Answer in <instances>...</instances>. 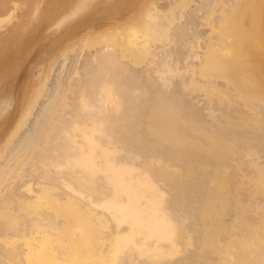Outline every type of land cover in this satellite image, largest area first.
<instances>
[{
    "label": "bare ground",
    "instance_id": "1",
    "mask_svg": "<svg viewBox=\"0 0 264 264\" xmlns=\"http://www.w3.org/2000/svg\"><path fill=\"white\" fill-rule=\"evenodd\" d=\"M0 264H264V0H0Z\"/></svg>",
    "mask_w": 264,
    "mask_h": 264
}]
</instances>
